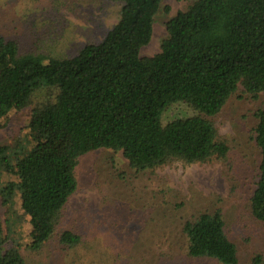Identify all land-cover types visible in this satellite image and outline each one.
I'll return each instance as SVG.
<instances>
[{"label": "trees", "instance_id": "obj_1", "mask_svg": "<svg viewBox=\"0 0 264 264\" xmlns=\"http://www.w3.org/2000/svg\"><path fill=\"white\" fill-rule=\"evenodd\" d=\"M109 1L120 5L117 22L71 57L22 53L0 35V128L9 113L31 105L26 131L32 143L28 150L0 145V172L13 177L0 181V200L9 215L18 194L31 252L53 237L77 189L81 156L111 149L141 171L173 161L224 160L229 147L211 118L239 89L252 98L264 93V0H194L166 21V37L152 55L141 50L163 0ZM37 91L45 98L33 103ZM176 102L197 114L162 124L161 113ZM254 117L259 163L249 208L264 225V108ZM182 231L188 258L237 263L219 210L200 213ZM79 239L71 231L58 235L68 247ZM19 249L0 221V264H26Z\"/></svg>", "mask_w": 264, "mask_h": 264}, {"label": "rangeland", "instance_id": "obj_2", "mask_svg": "<svg viewBox=\"0 0 264 264\" xmlns=\"http://www.w3.org/2000/svg\"><path fill=\"white\" fill-rule=\"evenodd\" d=\"M193 1H162L142 55L159 51L166 21ZM119 8L109 0H0V35L15 40L22 53L67 58L84 44L99 41L117 22ZM44 98L45 92L37 91L32 102ZM260 108L264 93L252 98L239 89L211 118L229 147L224 160L173 161L141 171L130 167L121 152L106 148L89 152L79 158L77 189L63 208L53 237L39 251L26 249L30 226L18 194L9 215L0 200L3 234L20 245L26 264H221L185 256L182 231L184 223L200 213L219 210L236 247V264H264V225L249 208L259 163L254 112ZM30 109L31 105L9 113L0 128V145L31 147L26 131ZM196 114L186 103L176 102L161 113V123ZM12 179L0 172L1 183ZM63 231L77 233L79 243L73 247L59 243Z\"/></svg>", "mask_w": 264, "mask_h": 264}]
</instances>
